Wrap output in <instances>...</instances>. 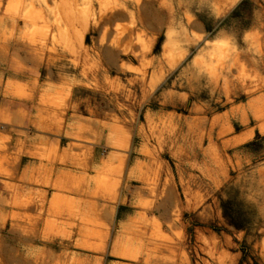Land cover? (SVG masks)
<instances>
[{
  "label": "clouds",
  "instance_id": "obj_1",
  "mask_svg": "<svg viewBox=\"0 0 264 264\" xmlns=\"http://www.w3.org/2000/svg\"><path fill=\"white\" fill-rule=\"evenodd\" d=\"M0 264H264V0H0Z\"/></svg>",
  "mask_w": 264,
  "mask_h": 264
}]
</instances>
